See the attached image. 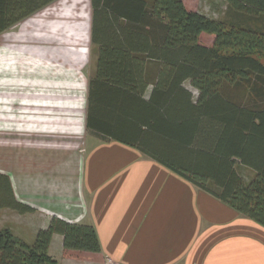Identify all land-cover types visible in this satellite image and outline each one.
Returning a JSON list of instances; mask_svg holds the SVG:
<instances>
[{"label": "crops", "instance_id": "obj_1", "mask_svg": "<svg viewBox=\"0 0 264 264\" xmlns=\"http://www.w3.org/2000/svg\"><path fill=\"white\" fill-rule=\"evenodd\" d=\"M85 1L61 0L57 5L59 10L64 8L63 14L72 13L74 19L70 14L68 18L72 22L76 19L79 28L85 21L86 29L81 31L85 29L83 32L90 36L81 33L87 42L74 41L81 38L79 29L75 30L79 34L76 39H71L75 28L70 29L71 35L67 27L76 24L71 27V20H64L66 16L54 9L47 10V15H54L55 21L33 18L23 26V30L35 27L36 41L56 43L69 52L42 50L38 53L40 66L35 82L27 83V77L19 79L18 143L9 142L5 136L0 146V174L8 178L15 198L30 210L22 213L0 208V230L10 229L21 240L33 244L39 231L47 228L53 218L93 225L104 264L107 258L121 264H264V225L238 214L143 151L144 145H150V138L154 139L156 116L163 125L168 119L166 107L170 101H151L157 66L150 63L145 69L149 82L143 99L153 104L139 102L132 120L124 116L105 119L116 133L126 132L124 136L142 142L123 143L89 128V85L99 56L97 50L96 63L88 77L78 74L77 70L87 64L91 41ZM62 21L68 22L66 27ZM61 33L69 39L61 40ZM70 52L74 53L69 56L72 60L67 57ZM76 54L83 59L81 65ZM75 59L74 64L79 66L73 65ZM9 60L7 56L0 58L4 70ZM21 61L19 67L24 64ZM60 64L64 69H59ZM10 80L1 76L0 86L5 90L6 84L11 86ZM184 86L192 89L188 82ZM152 105L154 108L150 109ZM238 164L255 175L239 162L236 167ZM63 240L61 233H55L49 249L59 264H96L78 258L75 251H66Z\"/></svg>", "mask_w": 264, "mask_h": 264}, {"label": "trees", "instance_id": "obj_2", "mask_svg": "<svg viewBox=\"0 0 264 264\" xmlns=\"http://www.w3.org/2000/svg\"><path fill=\"white\" fill-rule=\"evenodd\" d=\"M54 1L0 0V34ZM225 1L236 12L264 14V0ZM90 3L91 41L99 58L89 85V128L134 145L140 140L116 133L105 119L132 120L139 102L169 100L168 119L163 125L156 116L145 154L264 225V30L188 10L182 0ZM202 33L214 35L211 45L201 43ZM150 63L158 71L148 103L143 94ZM238 162L255 172L252 179L239 174ZM5 207L30 210L0 174V208ZM55 233L63 235L66 251L88 257L102 252L93 225L53 218L33 244L0 230V264H59L49 253Z\"/></svg>", "mask_w": 264, "mask_h": 264}, {"label": "rangeland", "instance_id": "obj_3", "mask_svg": "<svg viewBox=\"0 0 264 264\" xmlns=\"http://www.w3.org/2000/svg\"><path fill=\"white\" fill-rule=\"evenodd\" d=\"M60 1L61 0H56L52 2L48 6L42 8L33 15L20 21L19 23L15 24L11 28L0 34V58H4L6 56L10 58L8 62L9 63L8 66H10L9 68L8 66H5L6 68L4 70L0 66V72L2 73L0 77L5 75L7 80H10V77H12L10 80L12 83L11 86L9 84H6L4 87L5 90L3 89L2 86H0V146H2L1 144H3L4 139L6 137L7 140H9V142L11 143L14 144L15 141L18 143V137H19L18 127L20 122L19 92L21 90V85H20L21 81L19 79L20 78L25 79L27 77L28 78L26 80L28 81L27 83L30 82L34 83L35 82L34 78H36L35 72L37 70V67L40 66L39 65L40 58L38 53H40L42 50L60 49L59 44L53 42H47V41L45 42L36 41L34 39L35 27L32 28L31 30H23V26L28 21H31L33 18H40L42 20L49 22L55 21L56 17L54 15H44L43 13L47 10L53 9L55 6H57V4ZM182 1L184 2L188 10L201 12L216 20L227 21L239 25L252 26L264 30V14L251 16L244 13L236 12L228 6L225 0H182ZM84 6L88 10L89 24L91 25L92 11H91L90 0H86ZM21 33L23 34L19 38L20 36L19 34ZM12 37H17L16 38L17 40ZM200 41L205 45H211L214 41V35L209 33H202L200 35ZM21 48H23V52L20 51ZM97 50H98L97 47L91 41H89L87 64L84 68L77 70L80 76L88 77V74L92 72L97 59ZM20 55L23 56L21 57ZM19 60H22L21 61L22 64L24 63L20 67L18 65L20 63L18 62ZM43 66L45 65L43 64ZM10 69H11V73L13 72L15 74H11ZM59 69H64V68L61 67ZM67 69L68 67H66V72ZM6 72H9V74H6ZM68 74H71L72 76L71 72H68ZM10 126L11 128H9ZM236 168L239 174L246 181H249L252 178L253 173L250 172L248 169L241 167L239 164L237 165ZM211 189L213 191H217L216 187H212ZM0 226H1V221H0ZM73 254H75L80 259L92 260L93 262H96V264H104V262L101 260L100 255L88 257L77 252ZM114 263L121 264L120 262L114 259L107 258L106 264H114Z\"/></svg>", "mask_w": 264, "mask_h": 264}, {"label": "bare ground", "instance_id": "obj_4", "mask_svg": "<svg viewBox=\"0 0 264 264\" xmlns=\"http://www.w3.org/2000/svg\"><path fill=\"white\" fill-rule=\"evenodd\" d=\"M59 4H60V3H59ZM56 7H57V10H59L58 5H57ZM53 9H54L55 12H61L60 14H62V16H66V17H67V18L65 17V19H64V17H62L61 20H63V19L66 20V21H67V20H68V21L71 20L70 22H72V20L74 19V18L71 16L72 13H70V12H69L68 14H70L69 16L72 17L73 19H72V18H70V19L68 18V14H67V11H66V10H64V11H66L64 14H67V15H64V14H63L62 10H63L64 8H63V9L61 8L59 11H57L56 8H53ZM53 9H51V10L53 11ZM70 9H71V8H70ZM70 9H69V10H70ZM51 10H50V11H51ZM67 10H68V9H67ZM70 11H71V10H70ZM74 12H75V11H74ZM45 13H46V15H47V13H49V11L44 12V14H45ZM53 13H54V12H53ZM77 13H79V12H77ZM54 14L57 16L59 13H58V14H57V13H54ZM60 14H59V15H60ZM73 14H74V13H73ZM79 15H80V14H79ZM74 16H75V15H74ZM81 16H82V15H81ZM77 17H79V16H77ZM78 19H79V18H78ZM80 19H81V18H80ZM82 19H83V18H82ZM82 19H81V20H82ZM88 19H89V18H88ZM75 20H76V19H75ZM75 20H74V22H75ZM81 20H80V21H81ZM76 21H77V20H76ZM80 21H79V22H80ZM62 22H63V25H64L65 23H68V22H65V21H62ZM74 22L69 23V24H71V27H72V24H76V25H74L75 27L73 26L72 28L67 27V29H69L68 32L72 35L73 33H75V30L78 31V29H79V31H80V32H79L80 35L75 33V35H72L73 37L70 36V35H69V36L71 37V39H73V38L76 39L75 36H77V35L81 36L80 39H78V37H77L76 40L73 39L74 41H77V40H78L77 43H79L80 40H81V41H83V40L86 41L87 38H86V39H83V36L85 35L86 37H88L89 34L86 35V34L84 33V32H86V31H84V30L86 29V28H85L86 26H84V24H83V23H85V21H83V22L81 21L82 26H83V27L81 26V28H85V29L83 30L84 32L81 31V28H79L80 26H78V23H77L78 21L75 22V23H74ZM86 22H87V21H86ZM81 23H80V24H81ZM69 24H68V25H69ZM80 24H79V25H80ZM76 26H77V28H76ZM61 27H62V25H61ZM64 27H66V24H65ZM73 28H75V29H73ZM58 29L60 30V28H58ZM58 29H57V34H58V32H59ZM64 29L66 30V28H64ZM70 29H73L72 32H73V31H74V32H73V33L70 32V31H71ZM65 30H64V31H65ZM61 31H62V30H61ZM77 31H76V32H77ZM47 32H48V31H47ZM54 32H55V31H54ZM81 32L84 33L83 36H82V33H81ZM62 33H63V32H62ZM62 33H61V35H62ZM69 33H68V34H69ZM54 34H55V33H54ZM57 34H55V35L58 36ZM66 35H67V34H66ZM66 35L63 34L62 36H64V37H61L60 39H61V40H63L62 38L65 39ZM58 38H59V37H58ZM66 38L69 39L68 37H66ZM71 39H70V40H71ZM63 41H64V40H63ZM81 41H80V42H81ZM86 42H87V41H86ZM86 42H85V43H86ZM65 44H66V43H65ZM67 45H69V44H67ZM81 45H83V42H82ZM84 45H85V44H84ZM60 50H61V51H64V50L66 51V49H64V48H61ZM65 51H64V52H65ZM66 52L68 53L69 51H66ZM66 52H65L64 54H66ZM62 53H63V52H62ZM70 54H71V55H70ZM72 54H74V53L70 52V53L67 55V57L70 58V57L72 56ZM69 56H70V57H69ZM75 56H76L75 58H77V61H80L79 64L81 65V63H82L81 61L83 60L82 57H81V55H79V54L77 55V54H76ZM78 56H80L79 59H78ZM70 59H71V58H70ZM70 59H69V60H70ZM80 59H81V60H80ZM71 60H72V59H71ZM71 60H70V61H71ZM66 61H67V60H66ZM75 61H76V59H75ZM77 61H76V62L73 61V65H78V66H79V64H74V63H77ZM67 62H68V61H67ZM68 63H69V62H68ZM70 63H71V62H70ZM60 65H61V64H60ZM78 66H76V67H78ZM61 67H63V66L61 65ZM73 67H75V66H73ZM76 67H75V69H76ZM75 69H73V70H75Z\"/></svg>", "mask_w": 264, "mask_h": 264}, {"label": "built area", "instance_id": "obj_5", "mask_svg": "<svg viewBox=\"0 0 264 264\" xmlns=\"http://www.w3.org/2000/svg\"><path fill=\"white\" fill-rule=\"evenodd\" d=\"M115 264V263H114Z\"/></svg>", "mask_w": 264, "mask_h": 264}]
</instances>
